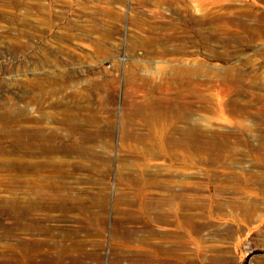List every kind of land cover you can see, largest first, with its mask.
<instances>
[{
    "label": "rangeland",
    "instance_id": "obj_1",
    "mask_svg": "<svg viewBox=\"0 0 264 264\" xmlns=\"http://www.w3.org/2000/svg\"><path fill=\"white\" fill-rule=\"evenodd\" d=\"M193 60L264 104V0H0V264H264V110L172 159L130 106Z\"/></svg>",
    "mask_w": 264,
    "mask_h": 264
},
{
    "label": "bare ground",
    "instance_id": "obj_2",
    "mask_svg": "<svg viewBox=\"0 0 264 264\" xmlns=\"http://www.w3.org/2000/svg\"><path fill=\"white\" fill-rule=\"evenodd\" d=\"M194 64L192 63L190 67L176 66V68L173 67L170 71L164 70L166 66L164 68L156 67L153 76L159 77L160 82L153 86L152 90L148 89L146 92L145 90L134 91L131 96L130 106L133 107L135 116L143 115L142 122L146 125L147 136L150 139L159 138V132L156 128L157 124H167L168 128L160 139L163 141V139L167 140L173 138L175 141L171 146L159 144V147L162 152L169 153L172 159L177 156V153L173 154V152L178 149H187L189 144L193 143L194 145L200 138L202 141L207 140L203 144L201 143V153L209 152L210 146L215 147V145H218L216 142L212 143L210 139H223L231 133L228 131H218L214 127L216 123L222 121L240 125L243 124L245 120L249 119L250 115H258L264 110L263 102L257 100L258 98H262L259 94L251 95L255 99L253 102V99L247 100L245 103L242 102L243 100L241 97H243L242 95L244 94L242 85L243 75H240L235 68H227L219 72L205 70L198 61H194ZM199 65H201L203 69L199 67ZM143 81L147 82L150 80L145 78ZM49 82L52 81L49 80ZM254 102L260 104L255 112L252 111ZM225 112L228 113V116H225L226 114L224 115ZM86 118H82V121L88 123L90 120ZM64 123L69 126V119L65 118ZM69 128L73 129L74 126L70 125ZM245 131L251 133V129H245ZM136 135H138V133L132 130L129 131L126 136H129L130 139H135L138 138ZM259 137L261 138L262 136L259 135ZM27 145L28 144L25 143V146ZM260 146L263 150L264 143L262 142ZM126 147L130 148V146ZM152 147L154 149V145H152L144 148V151L147 152L149 150L150 152L152 151ZM78 150L90 152L92 147L89 146L84 149L83 145L81 148L78 147ZM188 160H190L189 156H183L178 159L179 162H187ZM263 161L264 159L262 158L261 162ZM250 173L254 175L253 171H250ZM239 175L240 174L236 175V179L241 178ZM256 176L261 179L264 177V174ZM170 205L173 210L176 208L187 209L188 207L184 202L182 205L176 207L173 200ZM159 220H161V218ZM181 223L180 226H188L193 230L199 229L198 226L193 224L191 219H183ZM173 227L175 228V226ZM157 244H155V249H157L159 253L172 254V249H165L160 243ZM4 247H6L4 248L5 250L13 248L11 244H7ZM5 254V251L0 253L1 260H7Z\"/></svg>",
    "mask_w": 264,
    "mask_h": 264
}]
</instances>
